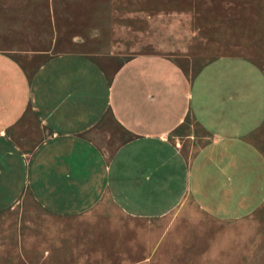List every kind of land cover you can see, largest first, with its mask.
Returning <instances> with one entry per match:
<instances>
[{
	"label": "crops",
	"instance_id": "1",
	"mask_svg": "<svg viewBox=\"0 0 264 264\" xmlns=\"http://www.w3.org/2000/svg\"><path fill=\"white\" fill-rule=\"evenodd\" d=\"M167 2L152 12L138 0H24L45 7L47 44L0 48V212L30 199L59 217V257H149L165 245L197 257L208 233L192 230L241 216L256 257L264 62L245 55L255 0ZM137 20L167 21V43L141 40L127 55L105 22ZM59 21L87 22V35L71 33L78 48L54 51ZM193 210L199 221L177 223Z\"/></svg>",
	"mask_w": 264,
	"mask_h": 264
},
{
	"label": "rangeland",
	"instance_id": "2",
	"mask_svg": "<svg viewBox=\"0 0 264 264\" xmlns=\"http://www.w3.org/2000/svg\"><path fill=\"white\" fill-rule=\"evenodd\" d=\"M23 1L0 0V48H11L25 41L38 45L47 44L48 37L45 38L44 35L52 29L53 23L41 19L46 17L45 7L31 4L26 6L25 11ZM167 1L138 0L145 8H150L147 11L152 12L158 7L159 9L166 7ZM132 2L133 0H129V7ZM63 9L65 13L71 12V6H64ZM255 14V45L245 47L246 50L252 48L255 51L245 55L264 62V0H255ZM31 17L35 19H29ZM57 23L59 37H54L53 44L56 45L54 51L58 48H78L79 45H75L74 42L79 41L81 37H74L77 34L71 36L72 32L80 31L82 35L88 34L87 22L59 21ZM99 23L101 22H95V24ZM105 23L111 25L109 31L112 36H117V40L127 41L129 47L127 55H130V50L135 48V45H139L141 40H144L143 50L155 49L160 43H167V21L137 20ZM120 33L125 34L127 40ZM25 34L28 36H24ZM41 35H43L42 38ZM101 64L106 66L109 62L101 61ZM111 65H117V62H111ZM195 71L192 70V72ZM199 217L200 215L193 210V213L178 214L176 221L182 225L186 221H199ZM248 218L249 216H241L239 226H233L231 223L219 224L216 220L208 218L206 230L205 227L203 230H192L191 234H196V238L193 236V239L197 240L200 235L208 233L206 235L207 253L198 252L197 257H185L180 254L171 257L168 255L166 245L160 248V252L149 257H124L118 253L119 248H116L110 256L59 257V217L39 209L32 200L27 199L24 209L20 206L9 207L0 212V264H264V212L255 214L256 257H248V253L251 255L252 247V231L248 230L250 222ZM183 233V228L178 229L179 236ZM216 233H220L224 240V254L216 252ZM103 249L111 248L105 246ZM114 249L112 247V250ZM231 249L234 251L233 256Z\"/></svg>",
	"mask_w": 264,
	"mask_h": 264
}]
</instances>
